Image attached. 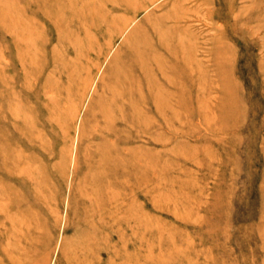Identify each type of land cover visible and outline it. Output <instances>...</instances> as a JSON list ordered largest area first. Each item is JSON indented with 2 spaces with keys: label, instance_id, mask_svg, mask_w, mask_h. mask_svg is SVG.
Wrapping results in <instances>:
<instances>
[{
  "label": "rangeland",
  "instance_id": "obj_1",
  "mask_svg": "<svg viewBox=\"0 0 264 264\" xmlns=\"http://www.w3.org/2000/svg\"><path fill=\"white\" fill-rule=\"evenodd\" d=\"M63 2L0 0V264H264V0Z\"/></svg>",
  "mask_w": 264,
  "mask_h": 264
},
{
  "label": "bare ground",
  "instance_id": "obj_2",
  "mask_svg": "<svg viewBox=\"0 0 264 264\" xmlns=\"http://www.w3.org/2000/svg\"><path fill=\"white\" fill-rule=\"evenodd\" d=\"M51 1L53 2V4H51V6L45 5L42 13H43V16H45L46 20L49 21L53 25V27H56L57 19L59 17H63V15L67 11V7H65V2H63V0L62 2L64 3V5L61 1L59 3H57L56 0H51ZM27 30L28 31L26 33L24 34L21 33L17 39L19 43H22L25 45V50H24L25 52L18 51L17 53L18 56L20 57V59L18 57V60H19V63L22 69H26L27 65H29V67L30 66L34 67L37 64L36 56L40 51V46L42 43L44 44V41L46 43V39L44 38L42 31L39 32L36 29L34 30V28L32 27L27 28ZM158 36H159L160 43L164 46L167 43V39L165 38L164 32L159 33ZM23 55H24V58H23ZM139 61H140L141 70L143 72L146 71L147 73L151 72V67L153 65L158 66L160 64L161 60L159 59L157 54L153 51L152 43L150 42L148 43L146 47V53L145 52L143 53V56L139 59Z\"/></svg>",
  "mask_w": 264,
  "mask_h": 264
}]
</instances>
